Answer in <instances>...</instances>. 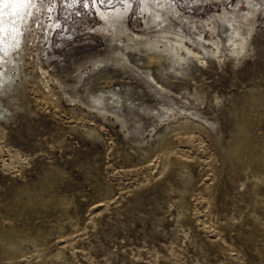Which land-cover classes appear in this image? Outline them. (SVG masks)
<instances>
[{
  "label": "rangeland",
  "instance_id": "1",
  "mask_svg": "<svg viewBox=\"0 0 264 264\" xmlns=\"http://www.w3.org/2000/svg\"><path fill=\"white\" fill-rule=\"evenodd\" d=\"M153 1L35 0L7 31L0 264H264V0Z\"/></svg>",
  "mask_w": 264,
  "mask_h": 264
},
{
  "label": "bare ground",
  "instance_id": "2",
  "mask_svg": "<svg viewBox=\"0 0 264 264\" xmlns=\"http://www.w3.org/2000/svg\"><path fill=\"white\" fill-rule=\"evenodd\" d=\"M146 1V0H145ZM167 2H168V0H158V1H153V2H147V3H145L144 4V6L142 7V10H141V12L139 13L140 14V16H139V19L142 21L143 20V22L144 23H147L145 20H146V16H147V18H151V20L152 21H155L156 19H157V17H158V13H162L161 14V16L163 17V15L165 14V13H170V16H173V15H175L176 13L174 12V10H173V12H172V7H170V4H167ZM250 3V2H249ZM246 4L248 5V3H240L239 5L240 6H243V5H245L246 6ZM241 9V8H240ZM8 11H10V9H6L5 10V19H6V21H7V12ZM164 12V13H163ZM175 13V14H174ZM169 16V17H170ZM176 16V15H175ZM166 17V16H165ZM164 17V18H165ZM174 17V16H173ZM106 18V17H105ZM172 18V17H171ZM178 19V18H177ZM150 22V21H149ZM178 23V22H177ZM162 24V23H161ZM114 25L115 24H110L107 28H104L105 30H104V33H106L107 31L108 32H112V31H114ZM179 26V25H178ZM174 29V28H173ZM175 31H177V30H175ZM233 33V32H232ZM188 34V33H187ZM230 34V33H229ZM167 35V34H166ZM178 35V34H177ZM183 35V34H182ZM189 35V34H188ZM8 34H7V31L6 32H4V33H2V34H0V46L2 45V46H4V45H6V40H8ZM188 38V37H187ZM193 38V37H192ZM191 38V39H192ZM185 39V38H184ZM180 41H181V39H179ZM187 40V39H186ZM202 40V39H201ZM191 42V41H190ZM229 42V41H228ZM189 43V42H188ZM179 45L181 46V49H182V51L184 52V53H186V54H188V55H192V56H197L198 54H200V53H196L195 52V50H192L191 48H190V46H197L202 52H204L208 47H209V45L207 44V41L205 40H203V41H200V43H198L197 41H195V39H193L192 40V42H191V45H187L186 43L185 44H180L179 43ZM176 46V45H175ZM236 49H238V48H236ZM207 53V52H206ZM208 54V53H207ZM203 61H204V57H202L201 58ZM96 64H98L97 62H96ZM95 66L96 65H94L93 66V69L95 68ZM102 68V67H101ZM99 71V70H98ZM90 72L91 73H94V70H90ZM157 83V82H156ZM157 85V84H156ZM158 88V87H157ZM165 90V89H164ZM113 91V90H112ZM109 93H111L110 91H109ZM114 93V92H113ZM117 94L115 93V94H113L112 96L111 95H106V92H102L101 93V95H100V97L95 101V102H97L96 104L98 105V106H103V107H105L106 108V106H107V108H108V105H110L109 103H110V101H112V105L113 104H116V105H118L119 103H120V101H119V96H116ZM109 101V102H108ZM112 105H110V106H112ZM106 108V109H107ZM110 108H113V107H110ZM7 113H6V111L5 110H3L2 108H1V110H0V116H5Z\"/></svg>",
  "mask_w": 264,
  "mask_h": 264
},
{
  "label": "snow or ice",
  "instance_id": "3",
  "mask_svg": "<svg viewBox=\"0 0 264 264\" xmlns=\"http://www.w3.org/2000/svg\"><path fill=\"white\" fill-rule=\"evenodd\" d=\"M42 3L43 0H40ZM103 2V0H101ZM35 6V0H0V34L11 31L19 34L16 28L17 21H24L31 16L30 9ZM7 12V21L5 19V10Z\"/></svg>",
  "mask_w": 264,
  "mask_h": 264
}]
</instances>
